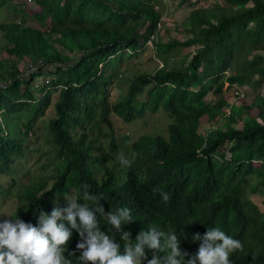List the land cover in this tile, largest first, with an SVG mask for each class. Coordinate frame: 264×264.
<instances>
[{
	"label": "trees",
	"instance_id": "16d2710c",
	"mask_svg": "<svg viewBox=\"0 0 264 264\" xmlns=\"http://www.w3.org/2000/svg\"><path fill=\"white\" fill-rule=\"evenodd\" d=\"M112 1L118 2L123 13L111 9ZM175 1L180 6L192 2ZM36 2L39 10L31 11L23 4L8 5L7 0H0V8L7 7L15 17L12 22L20 18L50 25L48 30L24 24L0 26L11 45L7 51L11 60L0 62V84L9 82L6 89L0 88V221L12 187L18 189L14 218L39 226V211H52L54 201H64L71 190L76 191L78 204L83 205L87 185L91 194L103 195L101 204L106 213L121 206L131 210L133 221L122 224L121 230L133 225L135 231L149 224L145 232L154 225L157 231L167 233V228L161 227L166 225L186 243L188 237L200 231L203 236L208 229L218 227L241 242L255 239L238 264H264V213L247 195L249 189L264 195V124L258 122L264 121V98L258 96L249 105L246 99L241 108L233 105L226 126L210 133L206 143L199 133L205 122L216 124L221 119L227 106L225 84L256 89L264 82V0H225V10L192 12L187 41L161 42L158 46L160 58L177 48L197 46L189 64L182 70L167 68L154 75H141L127 96L115 104L110 103L112 72L126 57L130 61L145 54L150 38L158 35L162 18V13L156 11L159 0ZM57 47L70 55L79 52L80 61L72 66V59L59 53ZM250 54L254 57L248 61ZM19 62L28 64L27 70L40 62L45 67L27 73L20 69ZM53 66L56 72L52 80L41 83L38 78ZM228 71H233L231 77L225 74ZM145 89H150L148 98L141 101L138 97ZM57 92V116L39 126ZM209 94L218 99L206 105L204 100ZM162 109L175 117L170 141L161 136L155 140L144 137L130 149L117 148L113 135L112 162L106 165L107 157L94 154L95 144L104 142L106 130L102 125H111V113L124 112V122H130L147 110L157 113ZM247 112L245 126L235 128L233 124L244 119ZM24 115L28 119H23ZM40 129L46 141L57 147L56 174L48 179L39 175L19 186L14 165L26 153L29 136ZM110 130L113 133L112 127ZM225 147L231 152L230 161L222 153ZM119 152L127 153L130 168L121 166L116 158ZM93 162L102 165L100 178ZM2 178L11 181L9 189ZM52 180V188L46 190ZM160 192L168 194L166 203ZM100 227L116 239L114 242H121V230L116 233L103 217ZM78 242L84 241L72 230L64 253L72 264H80Z\"/></svg>",
	"mask_w": 264,
	"mask_h": 264
},
{
	"label": "clouds",
	"instance_id": "9594fccd",
	"mask_svg": "<svg viewBox=\"0 0 264 264\" xmlns=\"http://www.w3.org/2000/svg\"><path fill=\"white\" fill-rule=\"evenodd\" d=\"M32 3L33 0H28L27 6H31ZM109 6L115 13H123L121 12L118 2L112 1ZM157 7H161L159 3L156 5V11L162 13L161 22L165 20L169 21L168 15H163L162 7L160 11L157 10ZM158 28V35L150 38L146 45V49L148 45H154L157 56L160 58L158 55V46L161 42H165V40L161 38L160 30L163 29V27ZM157 41L158 46L156 47ZM126 52L129 55H133L129 51ZM79 55L80 57L82 56L80 53ZM167 58L169 59V56L160 59L164 61ZM124 61L125 65H127L128 58L126 57ZM172 62L173 60H171L170 63L172 64ZM161 63L164 65L163 62ZM20 66H22V64ZM49 68L47 67L46 69L49 70ZM99 68L101 70L103 66ZM62 70L66 71V68ZM118 70L120 69L113 70L112 72L114 84L117 73L120 72ZM26 72L32 73L29 72V70H26ZM225 74H227V72ZM19 78H21V76ZM57 93H59L60 98V92ZM140 97H138L139 100L146 101L140 99ZM110 103L115 104L111 101V96ZM233 105L235 104H231L227 99V106L223 109V115L219 122L216 124L205 122L199 129V133L204 136L205 143L210 133L223 129L226 126L228 119L232 116ZM242 120L245 123V120ZM175 122L170 125L171 137V127ZM258 122L262 125L264 124L263 121ZM117 124V121L111 119V125H102L106 130V134L109 135L110 140H112L114 135L117 141V148L119 146H125L130 149L131 145L136 144L144 139V137L155 140L157 137L161 136L163 139L170 141L163 135L144 134L140 136L138 140L131 143L130 146H127L124 142L126 140L125 131L122 136L115 135L114 132H109L110 127L114 129ZM235 124H233L235 128H243L236 127ZM94 136V134H91V139H94ZM198 156L202 157V152H198ZM231 157L225 155V160L230 161ZM215 158L218 159L217 155H215ZM117 160L122 167H131L132 162L125 157L123 152L118 154ZM84 187L83 205L78 204V195L75 190H71L66 194L64 201H54L55 206L52 211H47L46 213L42 210L39 211V215L37 216L39 226H34L32 223L24 222L20 218H14V216H11L10 219L0 221V264H72V261L64 255L67 244L72 237V230H76L80 238L84 241L78 242L76 245V250L81 252V255L78 257L80 264H142V262L143 264H233L230 257L235 252L240 255L235 257L237 260L236 264H238L243 254L250 251V245L255 240L252 238L248 241L241 242L227 235L218 227L208 229L203 236L200 231L193 237H188L186 243L182 241V237L172 228L165 233L163 231H157L156 226L153 225L148 232H145L146 228L149 227V224H147L145 227L135 231L133 230V225L121 230L122 224H129L133 221L131 210L121 206L106 213L101 204V201L104 199L103 195H93L87 190V185ZM250 194L254 193L249 189L247 190L248 199L257 206L258 211L263 214L264 210L260 208L259 204L264 208V199L262 203H257L255 199H250ZM71 195L72 198L69 199ZM160 196L165 203L169 200V196L165 192H160ZM101 217L107 221L112 229H115L116 233H120L121 230L122 236L120 237V243L114 242L116 239L113 236L101 231ZM131 234L135 239L134 243L131 240ZM183 238H186V236ZM193 241H202L203 243L200 246ZM242 243H246L247 245ZM145 249L148 250L145 251ZM148 251H152V253ZM69 254L75 255V252ZM184 257L192 258L185 262Z\"/></svg>",
	"mask_w": 264,
	"mask_h": 264
},
{
	"label": "rangeland",
	"instance_id": "374dc122",
	"mask_svg": "<svg viewBox=\"0 0 264 264\" xmlns=\"http://www.w3.org/2000/svg\"><path fill=\"white\" fill-rule=\"evenodd\" d=\"M17 1V0H16ZM19 1V2H18ZM18 3L24 4V6L28 7L31 11H37L39 10V6L36 2V0H33V3L31 6H27L28 0H18ZM175 0H159V6L162 7L163 15H169V21L165 20L163 21V29H161V38L165 39V43H170L175 40H180L181 42L187 41L188 38V27L191 28V23H189L188 19L191 17L192 12L196 10H209V9H215V10H225L227 9V3L225 0H192V2H187L183 5H178V1L174 2ZM217 10V11H218ZM162 12V11H161ZM1 18H6V20L11 19V14L9 12H4L0 9V23ZM175 22L176 25V32L172 28H169L168 25ZM28 25L32 27H41L42 30H48L50 28L49 23H45L44 25L40 26L39 23L36 22H28ZM169 28V29H167ZM164 33L162 34V32ZM6 43H8L6 40H2L0 37V59L2 60H11L8 57L7 51H6ZM158 46V41L156 42V47ZM11 47V45H10ZM197 47V46H196ZM196 47L191 48H177V51L173 52L172 57H176L177 61H183V67L185 66V61L191 59L193 56ZM8 49V47H7ZM58 52L64 55L65 57H69L72 59L71 65L77 64L81 57L77 51L73 55H70L66 49L62 47H57ZM127 56V54H125ZM169 55H164L163 57L166 58ZM254 57V54H250L248 57V61H251ZM77 59V60H76ZM168 59V58H167ZM180 59V60H178ZM14 61V60H13ZM128 64L125 65V61L122 62L121 65H119V69L117 73V78L115 80V84L113 87H111V101L113 103L122 101L125 96H127V93L129 92L130 85L139 78L141 75H154L159 67L162 65L161 62L162 59H160L157 56V51L155 46L148 45L146 49V53L144 55H140L138 57H135L131 59L130 61H127ZM165 64V63H164ZM19 65L21 63L19 62ZM28 67V64H25L20 66L22 71H26ZM238 67H242L241 65H238ZM238 69V68H236ZM203 70V69H202ZM200 70L199 72H202ZM56 72L55 67L49 68L47 70V73H45L44 76L38 78L40 82L44 81H51L52 80V74ZM227 77H231L233 75V71L227 72ZM260 77L255 78L254 80H258ZM230 83L225 84L224 86V93L223 97L228 99V102L230 101L231 104H235L238 108L243 107L244 101L247 99L248 102H246V105H249L253 103L258 96L261 98H264V82L261 83V86H258L256 89L254 87H250L249 85H238L235 84L231 87ZM150 89L144 90V95L140 97L142 100H147V95L149 93ZM218 97L210 94L207 96V98L204 100L205 104H213L217 101ZM59 100V93H56L53 95V103L49 110L46 113V116L44 118H41L39 121V126L43 123L47 124L51 121L52 118L56 117V109H55V103ZM114 117V115H112ZM23 119H28L25 115L23 116ZM244 120L245 122L249 120V112L244 113ZM263 121V120H262ZM175 122V117L170 115V113L164 109L157 113L148 112L145 118L134 120L131 122H126L125 126V134H126V140L124 141L127 146H130L131 143L135 142L139 139L140 136L147 134V135H163L167 137L168 140H171V133H170V125ZM264 122V121H263ZM116 128L118 129V132H115V135L122 136L124 133V130L120 127L121 123L117 122ZM238 124V125H237ZM244 121L241 120L240 122H237L235 124L236 127H244ZM109 132H111L109 130ZM29 143L25 145V151L26 153L22 157L21 160L16 162L15 168L18 172L16 174V182L18 185H23L25 183H28L32 178H36L39 175H41L43 178L48 179L49 177H53L56 174V160H55V153L57 147L55 145L49 144L44 136V132L42 129L38 131L37 134H32V136H29ZM109 140L110 137L108 134L104 136V142L101 140L98 141L95 144L94 154H96L98 157H107L109 162L106 165H109L113 158L114 153L111 152L109 147ZM123 142V141H119ZM118 142V143H119ZM227 151V149H224ZM120 153V152H119ZM125 157L127 158V153L123 152ZM118 156V155H117ZM117 158V157H116ZM55 162V163H54ZM92 166H94V170L97 172L98 177L101 176V163L93 162ZM6 185V188H10L11 181L8 179H1ZM252 182L256 185V180L252 179ZM54 181H49L48 185L46 186V190H50L52 188V184ZM11 194L9 197L6 198V201L3 204V210H2V220L4 219H10L11 216H13L15 210L18 207L17 199L15 194L18 192L17 188L12 187ZM251 192V191H250ZM250 199H255L257 203H262L264 199V195H254L250 194ZM72 198V195L69 196V199ZM260 208L264 210V208L259 204ZM65 207V206H64ZM131 240L133 243L135 242V239L133 235L131 234ZM185 262L189 260V258L184 257ZM143 264V262H142Z\"/></svg>",
	"mask_w": 264,
	"mask_h": 264
},
{
	"label": "water",
	"instance_id": "95a60500",
	"mask_svg": "<svg viewBox=\"0 0 264 264\" xmlns=\"http://www.w3.org/2000/svg\"><path fill=\"white\" fill-rule=\"evenodd\" d=\"M18 1V0H17ZM16 0H7V4L8 5H18V4H22V3H18ZM2 11H4V12H9L10 14H11V19L10 20H6V21H4L3 22V20H5L6 18H1V21L3 22L2 24L0 23V26L2 25H12V24H17V25H22V24H24L25 26L27 25V26H30V25H28L27 23L28 22H33L34 20H29V21H27V22H23L22 21V19H20L19 18V21L18 22H12L13 20H15V17L13 16V14L11 13V11L7 8V7H4V8H0ZM34 22H36V21H34ZM37 23V22H36ZM41 26V25H40ZM30 27H32V26H30ZM33 28H36V29H39V30H42L41 29V27H33ZM0 37L2 38V40H6L5 39V35H4V33L0 30ZM7 41V40H6ZM7 47H8V49H7V47H6V51H9V49L11 48L10 47V45L8 44V43H6L5 44ZM197 48V47H196ZM0 62H4V60H2V59H0ZM189 62H190V60H187V61H185V66L187 65V64H189ZM171 66H173L171 63H166V64H164V65H161L160 67H159V69H158V71L157 72H159V71H163V70H165V69H170V70H182L183 68H171ZM174 67V66H173ZM9 84V82H5V83H2V84H0V88H2V89H6L7 88V85ZM114 84V83H113ZM148 112H153L152 110H147L146 111V114H144L141 118H138V119H143V118H145L146 117V115L148 114ZM112 115H114V117H112ZM110 118L112 119V120H115V121H117V122H120L121 123V125H120V127L125 131V126H126V122H124V112H122V114H117V113H112L111 115H110ZM138 119H136V120H138ZM131 121H134V120H131ZM130 121V122H131ZM119 129V128H118ZM118 129L117 128H114L113 129V132L115 133H117L118 132ZM119 132H120V129H119ZM111 141L112 140H109V144H111ZM224 149H227V151H225ZM223 150H222V153L223 154H225V155H227V156H232L231 155V152L229 151V147H225ZM198 152H201V150H198ZM161 227H164V228H167L166 230H168L169 231V229H170V227H166V225H161ZM160 227V228H161ZM163 228V229H164ZM194 243H196V244H198V245H200L201 246V244L203 243L202 241H193ZM242 244H244V245H247L246 243H242ZM237 256H240V255H238L236 252L235 253H233L232 255H231V257H230V259L232 260V262H233V264H236L237 263V260H236V258L235 257H237ZM192 257H190L189 259H191Z\"/></svg>",
	"mask_w": 264,
	"mask_h": 264
},
{
	"label": "crops",
	"instance_id": "0c3cea01",
	"mask_svg": "<svg viewBox=\"0 0 264 264\" xmlns=\"http://www.w3.org/2000/svg\"><path fill=\"white\" fill-rule=\"evenodd\" d=\"M174 2H176V1H174ZM168 18H169V15H168ZM168 27L169 28H172L173 30H175V32H176V25H175V22H173V23H171V24H169L168 25ZM169 28H167V29H169ZM164 33V31L162 32V34ZM177 33V32H176ZM165 40V39H164ZM163 43H165V42H163ZM195 47V46H194ZM176 51H177V49H176ZM175 52V51H174ZM173 53V52H172ZM172 53L170 54V55H172ZM169 55V59H166V60H164V63H170L171 62V60H173V62H172V65L174 66H171V68H183V61H181V63H180V61H177V59H176V57H172V56H170ZM192 58V57H191ZM178 60H180V59H178ZM190 60V59H189ZM187 61V60H186ZM256 201V200H255Z\"/></svg>",
	"mask_w": 264,
	"mask_h": 264
},
{
	"label": "built area",
	"instance_id": "2783aa9c",
	"mask_svg": "<svg viewBox=\"0 0 264 264\" xmlns=\"http://www.w3.org/2000/svg\"><path fill=\"white\" fill-rule=\"evenodd\" d=\"M157 10L160 11L161 10V7H157ZM159 27L162 28L163 27V24L162 22L159 24ZM44 67V64L42 62L39 63L38 66H32V68L29 70V72H35V71H38L39 68H43Z\"/></svg>",
	"mask_w": 264,
	"mask_h": 264
},
{
	"label": "bare ground",
	"instance_id": "6f19581e",
	"mask_svg": "<svg viewBox=\"0 0 264 264\" xmlns=\"http://www.w3.org/2000/svg\"><path fill=\"white\" fill-rule=\"evenodd\" d=\"M109 87H112V86H109ZM124 181V180H123Z\"/></svg>",
	"mask_w": 264,
	"mask_h": 264
}]
</instances>
